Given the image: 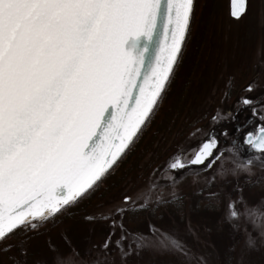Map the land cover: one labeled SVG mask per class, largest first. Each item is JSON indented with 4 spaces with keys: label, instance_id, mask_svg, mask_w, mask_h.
Returning a JSON list of instances; mask_svg holds the SVG:
<instances>
[{
    "label": "snow or ice",
    "instance_id": "1",
    "mask_svg": "<svg viewBox=\"0 0 264 264\" xmlns=\"http://www.w3.org/2000/svg\"><path fill=\"white\" fill-rule=\"evenodd\" d=\"M163 3L170 40L147 77L121 45L161 0H0V240L86 196L151 119L195 9V0ZM246 11L247 0H230L234 21ZM245 143L264 150V126ZM217 147L209 138L168 167L211 168Z\"/></svg>",
    "mask_w": 264,
    "mask_h": 264
},
{
    "label": "rangeland",
    "instance_id": "2",
    "mask_svg": "<svg viewBox=\"0 0 264 264\" xmlns=\"http://www.w3.org/2000/svg\"><path fill=\"white\" fill-rule=\"evenodd\" d=\"M214 2V6L218 3L222 10L208 27L205 33L207 39L203 37L205 48L202 55L200 53L196 57L191 85H188L185 97L190 91L194 94L197 87L204 91L207 84H212L213 88L202 100L188 98L189 102L198 101V109L189 114L178 111L179 105H176L181 96L166 108L165 95L128 151L130 153L134 146L137 150L139 146L136 155L140 158L144 152L140 163L144 161L145 164L154 160L155 150H159L160 160L152 161L155 165L152 168L149 166L150 169L141 170L139 173L143 175L138 181L131 182L132 179H129L127 184L123 183L121 192L110 199L112 202L100 212L109 216L120 213L121 216L118 222H114V227L120 228L119 244L115 242L119 245V259L110 264H127L128 260L129 263L136 262L138 253L146 256L145 262L149 263L173 258L170 261L182 264H224L225 245L228 243L225 233L236 230L223 221L229 203L233 205L231 210L240 214L241 239L235 263L247 264L250 251L264 246L258 231L244 218L249 206L257 205L264 199V159L261 156H245L231 143H222L211 160V168L206 165L186 170L168 167L179 155L185 158L184 162L191 159L213 131L222 136L216 128H224L222 123L230 117V113L241 110L246 116H253L255 123L264 124V119H261L264 117V0H247L246 15L239 22L230 17L228 0H195L191 37H194L200 19L205 21L208 18L207 4ZM215 61L216 65L223 64V71L221 75H216V82L212 83L214 77H207ZM251 85L253 91L248 92L246 88ZM255 95L259 99L252 104L250 98ZM242 98H248L251 103L242 104ZM194 103H188V106ZM174 106V113L167 114V109ZM160 140L167 143L158 145ZM147 146L149 148L145 151ZM229 147H235L241 158H257L252 164L253 175L228 176L226 179L217 175L219 167L232 166L226 159L230 156ZM129 153L124 158L122 155L123 160L118 166L128 159ZM115 168L111 169L112 172ZM126 195L130 197L128 203L123 199ZM51 217L32 222H44ZM246 239H254L255 246H246ZM62 242L71 245L66 237L62 238ZM86 258L76 252H67L56 264L96 263Z\"/></svg>",
    "mask_w": 264,
    "mask_h": 264
},
{
    "label": "trees",
    "instance_id": "3",
    "mask_svg": "<svg viewBox=\"0 0 264 264\" xmlns=\"http://www.w3.org/2000/svg\"><path fill=\"white\" fill-rule=\"evenodd\" d=\"M214 4L215 2L213 4H207L206 8L208 18L205 21H203L202 18L200 19V23L198 24L194 37H191L192 29L190 26L187 38L183 42L182 52L179 54V59L174 66V70L172 71L166 88L160 98L161 102L166 95L164 105L168 108V105H171L172 101L176 97L181 96L176 106L179 105L178 111L182 114L183 112H185V114H189V112L196 111L198 109V106H196V102L198 101L189 102L188 98H191L192 100V98L194 99L195 97L202 100L204 97L206 98L208 96V93L213 88L212 84H207L204 91L198 89L197 87L195 88L196 92L194 94L192 93L193 91H190L189 96L185 97L187 87L188 85H191V77L193 74L192 69L196 63V57L200 53L202 55L203 49L205 48L203 37L207 39L205 33L207 34V30L209 29L208 27L211 26V24L215 21L216 15L219 16V13L222 10L217 6L218 3H216L215 6ZM193 17L194 14L192 16V20ZM216 67L218 68L217 71ZM222 71L223 64L218 63L216 65L215 61L212 64V70L208 73L209 76L207 78L209 79L210 76L214 77L212 81V83H214L216 82V75H221ZM225 73L226 72L224 71V74ZM188 103L194 104H190L188 106ZM176 106L171 109H167V114L174 113ZM180 115L181 114H179V116ZM186 131L188 132L187 126ZM166 143V140H162L158 145H165ZM130 148L123 155V158L129 153L128 151ZM148 148L149 146L145 148V151ZM138 150L139 146L137 147V150L136 146H134L129 153L128 159L125 160V162L123 161L124 163L122 162V164L118 166L123 160V158H121L114 166V168L118 166L115 168L116 170L113 172L112 170L114 168L110 170L102 181L83 198L78 199L75 203L67 206L64 210L60 211L48 220L40 223L32 222L31 224H27V226H21L11 233L6 239L0 240V264H56L57 260L62 258V256H64L67 252H76L81 257H87V260H94V262H96L95 264H110V262L117 261L119 259L118 254L120 251L118 249L119 245L115 242L119 239L118 232L120 231V228L114 227V222L119 221V218L121 217L120 213L115 216H109L102 215L100 212L108 207V205L112 202L110 199L116 198V195L121 192L123 183L129 181V179H132L131 182L138 181L140 176L143 175V173H139L141 170L144 172L145 169H150L149 166L152 168L155 166L152 161L160 160L158 157L159 150H155L154 160H150L145 164H143V161L141 164L140 160L142 161L144 152L141 157L138 158L136 155ZM32 224H35L36 227L33 228L31 226ZM225 234L228 243L225 245L226 257L224 264H236L235 254L238 251L241 239L240 229L237 228L233 233H231V231H227ZM96 236L99 237L96 238ZM63 237H66L72 246L65 245L62 242ZM106 240L110 242L105 248L104 244ZM86 252H89L90 254ZM85 254H87V256ZM136 255L137 261L129 263L130 261L128 260L127 264H182L181 262L170 261L173 258L169 261L162 259L160 261L149 263L145 262L146 256H142L143 254L138 253ZM141 257L144 258L141 259ZM248 261L249 262L247 264H264V246L250 251V259Z\"/></svg>",
    "mask_w": 264,
    "mask_h": 264
},
{
    "label": "water",
    "instance_id": "4",
    "mask_svg": "<svg viewBox=\"0 0 264 264\" xmlns=\"http://www.w3.org/2000/svg\"><path fill=\"white\" fill-rule=\"evenodd\" d=\"M169 29H170V25L167 24L165 5L163 3V0H161V4L155 16L154 17L150 16L145 20L143 29L139 33L129 34L123 40L121 47L122 50L126 54H128L129 57L131 58L132 68L134 69L138 68L143 76H147V77L151 76L153 68L158 66V64L160 63V58L163 56V52L169 43L170 40ZM214 139L216 140V138ZM214 151L216 152V150ZM214 157H210L209 158L210 161ZM195 166L196 165H192L189 167H195ZM66 206H64L63 208H65ZM61 210H59L58 212H60ZM29 217H27L26 219H28ZM38 220H43V218L34 219L31 217V220L28 221V223Z\"/></svg>",
    "mask_w": 264,
    "mask_h": 264
},
{
    "label": "clouds",
    "instance_id": "5",
    "mask_svg": "<svg viewBox=\"0 0 264 264\" xmlns=\"http://www.w3.org/2000/svg\"><path fill=\"white\" fill-rule=\"evenodd\" d=\"M228 151L230 153V156L226 159L231 162L232 166L219 167L217 169V175L221 179H226L228 176L236 178L241 175H253L252 164L253 160L257 158H241L239 156L238 150L235 147H229ZM233 157L235 159H232ZM261 205H264V199H262L261 202L257 205L249 206L244 214V218L247 219L248 222L251 223L252 227L258 231V234L261 237V244H264V207H262ZM239 220L240 214L236 212V214L233 215V210L231 209H228L223 216V221H226L227 223L232 225L234 229H240ZM245 244L248 247H254L255 240L246 239Z\"/></svg>",
    "mask_w": 264,
    "mask_h": 264
},
{
    "label": "flooded vegetation",
    "instance_id": "6",
    "mask_svg": "<svg viewBox=\"0 0 264 264\" xmlns=\"http://www.w3.org/2000/svg\"><path fill=\"white\" fill-rule=\"evenodd\" d=\"M249 87V86H248ZM246 88V90L248 89ZM248 92L253 91V87L251 85V90H247ZM252 104H254L256 101H258L259 97L258 95L252 96L251 98ZM224 128H216L219 129L222 132V136L220 133H211L210 138H216L218 141V146H220L222 143L227 144L231 143L232 146H235L238 148L241 152L244 153L245 156H261L264 159V150L256 151L250 144L245 143V138L248 133H254L257 127L264 126V124L261 123H255V120L253 119V116L245 115V112H242L241 110L234 112L233 114L230 113V117L226 118L225 121L222 123ZM230 126H233L230 128ZM216 134V136H214ZM226 137V138H224ZM223 138V139H222ZM250 139H252L250 137ZM205 141V140H204ZM181 160L182 163L184 162L185 158L182 155H179L177 157ZM176 157V156H175ZM174 157V158H175ZM191 167H185L180 168L181 170L184 169H190Z\"/></svg>",
    "mask_w": 264,
    "mask_h": 264
},
{
    "label": "bare ground",
    "instance_id": "7",
    "mask_svg": "<svg viewBox=\"0 0 264 264\" xmlns=\"http://www.w3.org/2000/svg\"><path fill=\"white\" fill-rule=\"evenodd\" d=\"M45 215H46V213H45ZM31 220V217H29L28 219H27V221H30Z\"/></svg>",
    "mask_w": 264,
    "mask_h": 264
}]
</instances>
